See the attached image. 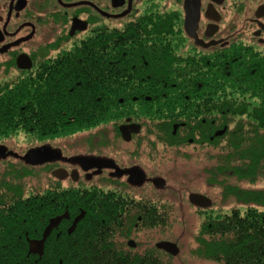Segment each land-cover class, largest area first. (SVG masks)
Returning a JSON list of instances; mask_svg holds the SVG:
<instances>
[{"label": "flooded vegetation", "instance_id": "flooded-vegetation-1", "mask_svg": "<svg viewBox=\"0 0 264 264\" xmlns=\"http://www.w3.org/2000/svg\"><path fill=\"white\" fill-rule=\"evenodd\" d=\"M245 51L252 55L230 56ZM227 60L237 62V71L264 73V0H0V105L11 97L6 108L29 113L26 122L7 121V128L0 119V241L6 242L0 252L15 255L11 246L25 240L23 252L31 263L48 253H69L66 245L74 239L81 243L83 234L77 232L86 215L80 198L88 193L96 214L107 207L110 245L142 264H230L226 238L221 260L199 254L204 248L199 240L212 237L202 227L212 222L250 220L262 229L251 235L264 236V179L255 184L230 179L222 161L230 110L224 88ZM179 63L187 64L186 71ZM184 77L189 79L187 113L180 104L172 107L173 115L187 120L146 119L148 108H166L144 102L163 93L160 81H173V94ZM88 78L105 81L101 94L126 96L113 113L116 122L89 136L36 134L37 103L60 111L64 97L76 88L97 95V84H83ZM253 87L251 100L260 101L250 111L258 139L264 138V102L258 96L264 88L258 79ZM23 95L26 106L14 102ZM161 115L169 114L153 117ZM42 148L54 153L26 160ZM36 171L43 177L37 188L46 198V215L38 225ZM227 187L237 192L227 193ZM67 192L75 195L73 207L66 203ZM192 196L201 204H194ZM248 209L251 216L245 215ZM164 223L196 225L187 248L169 232L160 233ZM162 242L176 244L179 254L160 249ZM235 251L240 264L241 250ZM258 257L264 264V251L253 254Z\"/></svg>", "mask_w": 264, "mask_h": 264}, {"label": "trees", "instance_id": "trees-1", "mask_svg": "<svg viewBox=\"0 0 264 264\" xmlns=\"http://www.w3.org/2000/svg\"><path fill=\"white\" fill-rule=\"evenodd\" d=\"M235 55H252L250 51L234 53L230 56ZM228 56V55H227ZM250 63V62H248ZM239 64V63H238ZM180 71H186L187 64H178ZM181 68V69H180ZM237 62L233 60H227V69L225 73V84L226 89V100L227 104H231L232 101L241 100L245 102L254 98L252 89L254 88V83L258 79V84L260 87L264 88V73L253 72L250 69L243 68L240 71L236 70ZM83 84H88L94 87V84L98 86V94L91 95L85 94L80 89L76 88L73 94L68 93L64 98L65 101L62 103L64 105V110H47V104L40 101L37 103V113L35 118L37 119V125L34 126L35 133L40 136L52 135L54 133H60L66 137L74 136L77 134L90 135L92 130H98L106 124L115 123L117 118L113 116L117 114L120 106V99H125L124 94L113 93L108 96L107 94H101L100 90L106 88L105 81L97 80L93 81L90 78L82 79ZM189 79L184 77L178 80L177 87L175 91L184 90L182 94H171L173 81L163 80L160 81V87L163 93L151 95V101H144L146 104H160L166 106V108H161L156 111H149L147 109V118H157L162 122H169V124L178 122L181 118L186 116L173 115L177 110L173 108L174 104H180L183 106V113H187V104L189 103L187 97L188 86L186 82ZM181 85H180V83ZM179 83V84H178ZM91 90V89H90ZM88 92H90L88 90ZM259 98L264 102V90L260 91ZM109 97V99H108ZM14 98V97H13ZM38 100H43V95L36 94ZM58 100V97L55 96ZM112 98V99H111ZM11 97L3 98L0 105V119L3 121V127L7 128V121L12 120H23L27 121L29 119V113L27 109L25 111L21 110H11L6 108L7 103L12 102ZM113 100L110 106V101ZM16 103H24L27 105V96H17L14 98ZM49 106H54L50 103ZM149 112V113H148ZM264 112V111H263ZM157 113H168V116L153 117ZM247 113L251 118L252 113L250 111H245V109H240L239 111H229L228 114L231 116L227 118V132H226V145L225 153H223V163L225 165L226 174L228 178H237L239 181H248L250 184H255L264 179V138L260 137L256 139L254 137V124H243L239 121L233 129H231V123L234 121L232 116L242 115ZM264 119V118H263ZM59 121H65L66 125L63 128L55 125ZM231 121V122H230ZM147 127H149L148 121H146ZM153 126V123H152ZM264 126V124H263ZM35 172V224H41L44 221L46 215L45 211V197L43 196V191L38 189L37 184H41L43 181L42 174L38 175ZM237 190L232 187H227V193H236ZM259 204L262 202V194H259ZM101 200H108L109 197L106 195H101L99 197ZM93 195L91 193L85 194L80 198L82 204V210L84 211L86 217L81 223V227L77 234L82 233L81 243L76 244V239L73 240L72 244L66 245V248H71L69 253H59L51 254L48 253L41 256L37 262L31 263L26 253H24V241L18 240L17 244L11 247H15L17 252L15 255L5 254L0 252V264H142L140 261L133 259H128L125 256L118 254L114 247L110 245V236L108 232L110 225H112L107 216L106 206H101V210L98 214L95 213L94 209L91 208ZM76 201L75 195L71 193H66V203L69 206L74 205ZM43 205V206H42ZM42 206V207H41ZM21 208V205L19 206ZM25 209V208H24ZM28 208H26L27 210ZM74 210V208L72 209ZM27 213H20V217L26 218ZM246 216H251V210L248 209ZM105 221V222H103ZM211 225V227H209ZM250 220L242 221H226V222H212L210 224H204L202 227V233L209 234L212 237L208 240L201 238L199 241L203 243L204 248L199 252L200 256L213 261L221 260V256L224 253L222 240L226 238L228 243L225 250V256L230 259V264H237L235 249H240L239 259L240 264H261L259 262V257L254 259L253 254L257 252L260 254L264 251V236H252L251 233L260 231L262 229H255L251 226ZM155 226V224L147 223V227ZM263 226V225H261ZM224 235V236H223ZM5 241H0V248L5 246ZM253 244V248L252 247ZM257 249L252 253L253 249ZM243 250V252H242ZM259 250V251H258ZM252 251V252H251Z\"/></svg>", "mask_w": 264, "mask_h": 264}, {"label": "rangeland", "instance_id": "rangeland-1", "mask_svg": "<svg viewBox=\"0 0 264 264\" xmlns=\"http://www.w3.org/2000/svg\"><path fill=\"white\" fill-rule=\"evenodd\" d=\"M227 102V100H226ZM260 103V101H255V100H246L245 102L241 101V100H237V101H232L231 104H227V107L231 110V111H239L240 109H244V106H248L250 108H245L248 109V111H252V104L255 103ZM235 107H240L235 109ZM229 110V111H230ZM226 113L227 118H229L231 115L228 114V112ZM246 111V110H245ZM247 111V112H248ZM252 113V112H251ZM233 118V122L231 123V129H233L237 124H239V121L243 122V124L245 123V125L247 124H255L256 122L253 119V116H251V118L249 117V115L247 113L242 114V115H234L232 116ZM231 122V121H230ZM222 153H225V149H222ZM36 192V190H35ZM226 211H222V213H224ZM163 226L161 227V231L160 233L165 235L167 232L170 233V237L173 238L182 249H185L188 247L189 245V241L192 237V235L195 233L196 231V225L195 224H191V223H183V224H178V223H164L162 224ZM158 229V227L156 228ZM210 264H213L211 262H209Z\"/></svg>", "mask_w": 264, "mask_h": 264}, {"label": "water", "instance_id": "water-1", "mask_svg": "<svg viewBox=\"0 0 264 264\" xmlns=\"http://www.w3.org/2000/svg\"><path fill=\"white\" fill-rule=\"evenodd\" d=\"M122 130H124V129H122ZM124 133H125V131H123V134H124ZM224 133H225V131L219 133L218 135H222V134H224ZM49 153H54V152H51V150H48V149L42 148V149H40V150H38V151H35V152H33V153L28 154L26 160H29L31 157H35L36 159L39 158V157H45V156H47ZM76 162L82 163L83 160L80 159V160H77ZM191 201H192L194 204H198V205H200L202 199L199 198L198 196H192V197H191ZM84 214H85V213H84ZM158 247H159L160 249H163V250H165L166 252H168V253L174 255V256H177V255L179 254V249H178V247H177L176 244H173V243H170V242H162V243L158 244Z\"/></svg>", "mask_w": 264, "mask_h": 264}]
</instances>
